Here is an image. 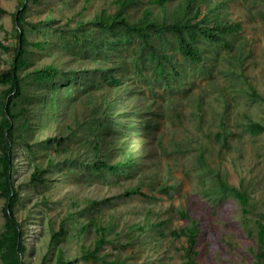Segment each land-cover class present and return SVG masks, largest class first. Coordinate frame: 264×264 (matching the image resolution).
<instances>
[{"label":"trees","instance_id":"1","mask_svg":"<svg viewBox=\"0 0 264 264\" xmlns=\"http://www.w3.org/2000/svg\"><path fill=\"white\" fill-rule=\"evenodd\" d=\"M143 1L112 0L113 12L102 8L90 17L83 14L90 0H84L81 9L71 13H59L56 4L51 6L45 1L46 13L39 23L45 32L26 20L31 5L38 6L41 0H23L14 13V43L8 46L0 42V50L10 55L7 69L0 71V198L5 201L0 264H25L23 235L15 216L19 193L12 179V149L23 138H29L32 124L36 125L35 131L45 129L46 144H53L54 155L46 161V167L33 165L30 184L44 186L51 166L59 169L61 165L65 172L76 168L75 172L80 175L98 178L110 185L109 179L119 185L122 179L130 181L138 171L137 180L125 187L121 196H144L141 189L147 186L170 198L179 189L175 179L168 181L170 166H166L164 177L159 171L145 174L140 169L150 142L142 138L146 135L151 139L154 131H160L159 122L152 118L156 111L150 105H143V98H147L145 91L153 95L148 98L153 101L154 86L162 84L167 94L164 102L169 103L174 102L173 95L186 91L192 78L215 82L216 73L222 67L211 63L209 50L223 48L241 54L245 21L251 22L255 16L264 20V0H178L171 6H167L168 0H146L148 7L132 21L127 10ZM233 1L241 2L238 11L232 10ZM61 4L66 11L72 6L66 1ZM152 5L159 8V15L153 13ZM33 32L44 38L30 40ZM31 49L37 54L44 53L47 60L30 69ZM170 107L177 116V108ZM201 107L200 97L192 111L201 131L199 137L192 135L181 143L169 135L167 142H163L159 134L154 139V150L172 156L195 148L194 167L203 173L204 196L214 203L232 197L244 214L252 212L253 206L241 179L233 178L238 180V185H234L225 171L206 162L210 144L215 142L227 150L232 135L227 134L226 118L220 121L219 131H205ZM246 128L252 135L264 130L256 122ZM24 144L30 151L29 143ZM97 204L89 199L81 207L78 199L71 200L74 211L62 218L56 229H51L53 264H80L77 256L69 257L67 246L70 241L81 240L91 226L97 236L91 249L80 244L83 259H98V252L109 241L106 236L118 241L124 238L127 245L136 241L139 247L144 235L152 247H158L162 239H183L184 244L179 248L181 264H196L199 228L184 207L178 206L175 213L187 223L179 229H169L166 220L151 218L150 210L143 216L144 223L137 221L120 226L119 217L114 213L107 219L94 216L92 208ZM75 214L88 216V221L82 224ZM256 215L254 256L256 263L264 264V212ZM247 222L248 217L243 216L246 229ZM139 256L133 246L129 255L120 261L107 262L104 257L100 260L102 264H135L131 260ZM47 263L43 258L42 264Z\"/></svg>","mask_w":264,"mask_h":264},{"label":"rangeland","instance_id":"2","mask_svg":"<svg viewBox=\"0 0 264 264\" xmlns=\"http://www.w3.org/2000/svg\"><path fill=\"white\" fill-rule=\"evenodd\" d=\"M22 1L0 0V42L4 45L11 46L14 43L13 15ZM45 1L51 6L56 4L59 13H71L79 11L84 0H41L40 5H31L26 20L37 25L43 32L45 29L39 23L46 13ZM63 1L72 5L67 11L61 4ZM177 1L168 0L167 6ZM240 6L241 2L231 3L234 11H238ZM146 7L148 4L144 0L141 4L130 7L127 14L134 21ZM150 7L154 14H160L157 6ZM102 8L113 12L115 7L112 0H90L83 14L90 17ZM245 23V30L240 39L243 43L241 54L237 55L234 50L231 52L223 48L209 50L211 63H218L222 67V71L216 73L214 83L202 78H192V84L187 86L186 91L173 95L174 102L169 103L164 102L167 94L162 84L154 86L156 97L152 98L153 101L148 99L153 95L148 91L144 93L147 98H143V105H150V109L156 111L152 118L159 122L160 131H154L151 139L146 135L142 138L143 141L150 142L147 145L149 152L145 154L140 169L145 171V174L159 171L164 177L166 166H170L168 181L175 179L179 183V189L173 191L170 198L155 193L147 186L141 189L144 196H121L124 188L133 185L137 180L140 175L138 171L129 182L122 179L119 185L107 177L112 183L110 185L98 178L84 177L75 172L76 168L65 172L63 166L61 170V165L59 169L51 166L50 174L48 171L46 175L48 182L44 186L30 184L28 181L33 165L46 167V161L54 155L53 144H46L45 129L35 131L36 125H31L33 131L29 138H23L22 142H18L12 149V179L19 193L15 216L23 235L25 253L22 259L25 264H42L43 258L47 259V264L54 263L51 229H56L60 220L70 211H74V208H71L73 198L79 200L81 207L85 205V200L94 199L98 204L92 208V214L107 219L110 213H114L119 217L120 226L124 223L143 221L145 212L150 210V217L154 220H166L169 229H179L187 223L175 213V209L182 206L190 217L197 221L199 228L195 248L198 252L196 264H258L254 256L257 248L255 220L258 212H264V130L252 135L246 127L252 122L264 126V20L255 16L251 22ZM39 38L44 37L39 36L37 32L30 36V40ZM30 59L31 69L42 65L47 57L44 53L37 54L35 49H31ZM9 60L10 55L0 50V71L7 69ZM200 97L204 130L219 131L220 121L226 118L227 134L232 135L227 150L219 148L215 142L210 144L206 162L211 167H219L225 171L232 178L231 183L234 185H238V180L233 178L241 179L243 189L248 194V201L253 206L252 212L244 214L238 201L232 197L214 203L204 196L203 173L194 167L195 148L193 151H186L184 148L185 151L180 155L172 156L161 155L154 150V139L159 134L163 142H167V137L171 135L181 143L187 141V137L201 135V131L197 129L198 120L192 113ZM170 105L177 108V116H174ZM25 142L29 143L30 151ZM203 142L206 144L207 141ZM44 198H47L46 203L43 202ZM102 200L107 202L101 203ZM4 202V199L0 198V229L4 221ZM243 216L248 217L247 229L243 225ZM75 218L82 224L88 221V216L85 215L75 214ZM96 236L97 232L91 226L82 234L81 240L76 243L70 241L67 246L69 257L77 256V262L80 264H102L100 259L103 257L107 262L120 261L129 255L134 246V252L140 253L139 258L131 260L135 264H181L179 248L184 244L183 239H162L158 247H152L146 243L144 235H141L139 247L136 241L127 245L124 238L118 241L112 236H106L109 241L98 252V259H83L79 252L80 244L91 249Z\"/></svg>","mask_w":264,"mask_h":264}]
</instances>
